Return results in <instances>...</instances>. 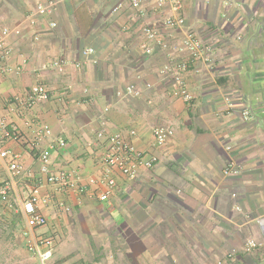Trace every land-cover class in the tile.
<instances>
[{"label": "crops", "instance_id": "obj_1", "mask_svg": "<svg viewBox=\"0 0 264 264\" xmlns=\"http://www.w3.org/2000/svg\"><path fill=\"white\" fill-rule=\"evenodd\" d=\"M39 4L48 11L38 14ZM168 15L183 16L185 27H165ZM144 26L167 48L143 54ZM4 28L11 71L0 75V148L22 170L11 178L0 167V186H10L0 197V264H41L26 247L22 211L34 185L46 223L33 233L52 240L46 264H216L232 251L227 264H264L255 222L264 215V0H184L179 10L156 0L139 10L129 0H0V36ZM185 30L205 54L177 50ZM59 58L67 62L60 74L49 67ZM181 62L191 103L161 74ZM36 83L51 96L29 106ZM42 124L51 135L37 143ZM160 125L173 134L157 147L152 128ZM113 133L157 160L138 164L134 177L113 170L100 200ZM42 150L49 174L65 173L72 186L47 181ZM230 166L237 172L225 174ZM247 238L262 245L246 251Z\"/></svg>", "mask_w": 264, "mask_h": 264}, {"label": "built area", "instance_id": "obj_2", "mask_svg": "<svg viewBox=\"0 0 264 264\" xmlns=\"http://www.w3.org/2000/svg\"><path fill=\"white\" fill-rule=\"evenodd\" d=\"M143 0H129V4L133 9L139 10ZM184 0H156V6L163 7L166 3H171L174 10H179L182 7ZM49 6L39 4L36 7V12L38 14H43L48 11ZM117 7L113 9L116 11ZM30 22H35L31 20ZM162 24L168 28H184L185 19L183 16L168 15L163 19ZM53 26L55 24H52ZM143 39L140 44L143 54L150 55L156 48H167L166 44L163 43L159 37L158 31L152 26H144L142 28ZM8 33V30L4 28L0 36V75L8 73L11 68L4 64L6 57L9 55V49L5 45L4 36ZM184 52L189 57H197L203 55L208 50V47L199 39L194 32L190 30H185L183 39L178 46V49ZM85 54L93 53V49L89 48L84 51ZM170 56V55H168ZM66 60L64 59H53L49 63V67L56 73H62L64 67L66 66ZM79 65L78 63L76 64ZM187 69V63L181 62L177 66L173 67L165 65L162 70V75L170 74L174 79L177 90L176 94L186 103H191L193 101V96L189 93L186 82L182 77V72ZM127 92L133 95H139V92L129 86ZM51 96L50 92L46 89L43 84L36 83L33 85L28 92L24 102L27 105H32L36 102L45 101ZM107 110V109H105ZM249 111L244 110L243 115L248 116ZM173 134L172 128L166 126H155L152 128V135L154 137V145L159 147L162 146L166 140ZM51 135L50 129L47 125H40L39 129L35 133V141L37 143L41 142L44 138ZM103 132H98L97 137L102 138ZM57 144L60 147L64 146L63 140H58ZM138 150L134 145L125 140L120 134L113 133L107 135V143L105 155L103 158L104 162V175L102 182L107 186V190L100 193L99 199L106 200L110 193L111 187L114 184V178L112 177L113 170H117L123 175L130 177L136 176L137 165L142 164L145 168H151L156 162L157 158L155 155H148ZM41 166L40 171L42 174L47 175V181L56 185L58 190L63 187L72 186V183L67 180L65 173H58L57 175L49 174V152L47 150H42L38 154ZM0 167H5L8 171L9 176L13 178L21 173L22 166L17 162L14 155L9 150L0 148ZM237 172L231 168H226L224 173L228 174L231 171ZM10 186L7 182L0 186V197L2 201L7 200L8 192ZM39 186L34 185L27 198L23 201L22 211L25 216L26 222V234L28 239L26 242V247L30 254L35 256L41 264H46L48 259L52 255V240L49 237L37 236L34 234V230L42 227L46 223V219L37 211V205L39 203ZM255 222L259 224L261 232L264 235V215L255 218ZM261 242L253 239L247 238L244 242V249L246 251H254L261 246ZM234 255V251L228 252L225 259H220L216 264H227V260H230Z\"/></svg>", "mask_w": 264, "mask_h": 264}]
</instances>
